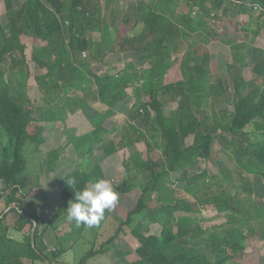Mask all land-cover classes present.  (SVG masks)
Segmentation results:
<instances>
[{
	"label": "trees",
	"instance_id": "trees-1",
	"mask_svg": "<svg viewBox=\"0 0 264 264\" xmlns=\"http://www.w3.org/2000/svg\"><path fill=\"white\" fill-rule=\"evenodd\" d=\"M2 1L6 23L0 19V130L10 137L11 154L4 149L0 160V198L5 200L6 207L16 203L17 208L0 219V264H35L46 260L63 264L57 261L66 249H49L43 241L46 230L67 222L79 237L86 227L66 218L65 209L73 197L66 180L76 178L80 188L97 178L108 179L100 163L90 169L77 165L55 180L61 202L42 229L37 213L25 205L19 174L27 165L25 145L39 148L45 142L44 123L65 120L67 111L85 108L87 98L92 96L107 106L90 121L95 143L102 145L103 152L110 156L141 140L145 148L130 153V167L148 173L149 178L137 184L126 180L113 184L119 200L114 209L105 212L104 219L119 217L121 213L119 226L99 248L91 247L75 264H86L90 258L105 253L110 244L117 246L127 264H259L258 259L264 264L257 244L248 254L242 244L244 240H256L258 229L261 231L257 239L264 240V203L253 196L249 183L252 175L264 179V48H258L250 62L253 76L247 80L243 75L248 65L246 56L252 48L247 37L250 32L256 36L264 28L259 16L255 18L257 29L241 28L236 22L231 36L228 26L220 24L231 11L227 7L229 0H158L165 5L163 12L155 10L148 0H127L134 1L132 12L123 14L118 22L111 12L110 23L116 31V45L122 52H134L136 62L130 60L112 73L116 69L104 60L105 54L97 53V45L89 35V31L101 33L103 26L109 25L105 12L111 0ZM252 1L260 6V17H264V0ZM208 17L213 19L210 24ZM140 23L141 30L129 35ZM24 36L36 39L31 52L33 65L27 59ZM214 39L230 49L231 60L226 63L229 81L221 76L211 78L219 71L208 47ZM84 52L89 54L88 58L87 54L82 56ZM173 52L181 54V78L164 83V73L171 66L168 56ZM145 64L150 67L144 68ZM4 65L12 76H20V93L12 90V78H6ZM30 76L48 95L46 104L53 102V106L42 108L33 104L23 82ZM129 88H133L136 99L127 117L134 122L136 137L106 141L116 127L108 128L105 120L114 114L118 103L128 98ZM77 92L82 96H72ZM222 97L227 102L235 101L233 111L217 110L214 106L209 111L210 105H203L205 99ZM166 105L170 106L169 114L165 112ZM33 110L39 112L38 117ZM248 126L252 129L247 130ZM225 134L230 135L229 140ZM218 136L240 151L235 174L241 182H231L235 187L232 193L227 185L215 180L216 175L210 176L207 168L199 169L200 162L211 157ZM92 149L89 148L88 155ZM59 157V151L53 148L45 159L55 165ZM130 167L126 164V169ZM222 174L229 179V175ZM173 175L192 200L178 195ZM138 185L140 191L130 201L126 196ZM238 187L247 193L248 199L240 198L242 191ZM200 206L213 207L223 214L225 224L203 228L196 216ZM139 214L159 230L147 233L146 225L140 221L131 228V236L140 241L142 249V254L136 255L125 239V227ZM32 219L37 221L35 246L31 242ZM12 232L20 233L21 239L16 240ZM198 242H204L203 251L194 245ZM172 244H178L179 250L168 253ZM131 254L135 255L130 257Z\"/></svg>",
	"mask_w": 264,
	"mask_h": 264
},
{
	"label": "rangeland",
	"instance_id": "rangeland-1",
	"mask_svg": "<svg viewBox=\"0 0 264 264\" xmlns=\"http://www.w3.org/2000/svg\"><path fill=\"white\" fill-rule=\"evenodd\" d=\"M148 2L154 7L155 10L159 12H163L165 10V5L161 4L158 0H148ZM133 6L134 1L128 3L127 0H111L110 7L105 12L107 13V22L109 25H104L101 33L100 31H89L90 37L97 45L95 49L98 51L97 53L99 55L106 54V58L111 61L117 60V58L120 57L122 61L116 62L119 67L120 64L125 65L130 60L136 62V57L134 52H122L118 45H116V31L110 23V21H112V18L110 19V13L112 12L116 18L115 20L118 22L123 14L132 12ZM227 7L230 8L231 11H229L228 15L223 19L224 23H222L221 20L220 24H226L228 26L229 34L231 36L234 35L236 22L239 23L241 28L246 29H257L258 25H256L255 18L258 16V21L260 24L264 22V17H260V6L252 0H229ZM100 8L102 11L104 10L103 1L100 3ZM0 19L3 24L6 23L5 8L2 0H0ZM212 20L213 19L210 17L206 18V21L209 24ZM216 27L219 29V31H222V27H220V25ZM141 28L142 24L140 23L129 32V35L137 34ZM100 38L101 40L97 41ZM241 38L242 37H240V39ZM247 39H250L252 48L249 54L246 56L248 65L244 68L243 75L245 79L249 80L253 76L250 62L255 59L257 49L260 47L264 48V28H262L256 36L250 32ZM23 40L26 45L27 59L31 65H33V62H31V52L36 43V39H33L31 36H24ZM208 47L211 50V58H214L219 65L218 73L212 75L211 78L213 79L216 76H221L225 80L227 79L229 81V76L226 69V63L231 60V52L229 47L221 43L219 39L212 40ZM86 54V58H88L89 54ZM180 56L181 54H178L177 52H173L168 56L171 66L164 73V83L175 81L181 78L179 69ZM119 67L114 66L113 68L116 70H113L112 73H115L117 70L121 69ZM3 68L6 69V78H12V82L10 83L12 90L16 93H20L22 91V80H20V76H17V74L12 76L5 65ZM23 82L26 83V94L33 104L41 106L42 108H45L48 105H54L53 102L48 105L46 104L45 98H47L48 95L41 92L33 76L28 77ZM79 93L80 92H77L76 94L79 95ZM72 96L74 95L72 94ZM135 99L136 98L133 93V88H129L128 98L122 103L120 102L117 108H114V114L105 120V125L108 128L116 127L115 132L109 133L106 136V141L109 139L119 141L122 138H126V140H128V138L135 139L136 134L134 133V122L127 117V112L130 109L132 103H135ZM208 104L210 105L209 111L212 110V106H214V108L217 110L225 108L228 111H233L235 101L227 102L223 97L217 100H213L212 98L205 99L203 105L206 106ZM70 107L72 108V104ZM169 108V105L165 106V112L167 114H169ZM73 109L75 111L72 112H79L77 108ZM32 113L35 117L39 116V112L37 110H33ZM93 114L94 113L91 112L90 114H85L84 116L83 113L82 115L80 114V116L75 115V117H71L64 122L63 128H61L62 122H58L53 126H47V124H45L46 127H48V132L45 136V142L39 148H36L33 144H26L24 147V157L27 160V165L26 168L19 174L20 181L23 183L21 192L24 193L23 195L26 199L27 206L35 211V213L38 215H41V218L46 220V222L59 205L57 204L59 196L57 193V197L55 196V193L54 196L52 194V191L57 190V188L54 189L56 184L55 179L57 177H61L64 173L70 171L77 165H81L84 167V169H90L89 167L95 163L102 164L105 168L107 178L112 184H118L119 182L125 180L128 183L137 184L138 182H143L149 178L148 173H139L135 168L130 167L132 163L130 153H133V150H143L145 148L143 142L141 140L134 141L129 146V148L120 149L118 152L110 156L106 155L103 152L102 145L96 144L91 134L92 126L90 121ZM251 129L252 126L247 127V130ZM225 136L228 140L230 139L229 134H225ZM188 140H191V138H188ZM106 141L105 143H107ZM225 141L220 136L216 138L212 145L211 157L207 160H202L199 164V169L207 168L210 176L216 175L217 178L215 180L221 183L223 186L227 185L230 192L232 193L235 191V187L231 186V182L235 183L236 185H239L241 182L235 174V160L237 157H240V151ZM90 147L93 148L92 154L88 155V150ZM53 148L58 150L61 156L57 166L56 164L54 165V163L47 162L45 159L46 153ZM4 149L7 153L11 154V140L6 131L0 130V160L4 156ZM154 155L157 157L159 152H156ZM126 164L129 165V169H126ZM222 172L229 175V179L226 178ZM174 177L175 175H173L172 181H174ZM250 178L251 179L249 183L253 187V196H255V198H257L260 203H264V179L257 175H252ZM173 185L177 188V193L181 198H186L189 200L193 199V197L188 195L183 189L182 183L174 181ZM2 187L3 183H0V188ZM137 188L138 189H134L132 192L127 194L126 198L130 201H134L140 191L139 185ZM238 189L242 191L240 198L242 200L248 199L249 196L247 193L239 187ZM120 216H122L121 213H119V217L110 216L103 219L97 226L91 228L85 227L81 233V236L79 237H77L76 230L73 229V226L67 222L64 223V225H54L45 232V234L50 235L48 247L51 250H54L52 247L66 249L57 262H61L63 264H75L91 247L99 248L102 242L114 234L115 230L119 226L120 220L118 218H121ZM196 216L198 217L199 224L203 228L220 226L226 222V218L223 216V214H218L213 207L200 206V211L196 213ZM138 221L146 225L147 229L145 232L147 233H156L159 230V227L156 224H151L143 214H139L134 217L133 223L130 226L125 227L127 234L125 239L127 238L129 240V244H131L134 248L136 255L142 254L141 244L138 239L131 236L130 230ZM40 227L42 229L43 225ZM257 231L258 233L255 237L256 240L253 238L244 240L242 241V244L245 246V252L247 254L251 253L253 246L257 244V246H259L258 248H260L259 255H261L264 259V240L257 239L261 230L258 229ZM12 236L15 237V239L17 238L16 240L21 239L19 238L20 235L18 233H12ZM194 245L199 251H203L205 249L204 242H198ZM107 247L110 251V254L106 255L104 253L96 255L90 258L86 264H116L115 261L124 259V256L121 255L115 244H110ZM169 248L170 251L167 250V252L169 251L168 253H172L173 251L179 250V245L172 244ZM26 262V264H30V261ZM258 262L259 264L261 263L259 259ZM35 264L46 263L38 261Z\"/></svg>",
	"mask_w": 264,
	"mask_h": 264
},
{
	"label": "clouds",
	"instance_id": "clouds-1",
	"mask_svg": "<svg viewBox=\"0 0 264 264\" xmlns=\"http://www.w3.org/2000/svg\"><path fill=\"white\" fill-rule=\"evenodd\" d=\"M66 181L73 190V197L65 209L66 218L77 226L91 228L99 225L105 212L114 209L119 200V194L108 179L97 178L90 185L80 188L76 178Z\"/></svg>",
	"mask_w": 264,
	"mask_h": 264
},
{
	"label": "crops",
	"instance_id": "crops-1",
	"mask_svg": "<svg viewBox=\"0 0 264 264\" xmlns=\"http://www.w3.org/2000/svg\"><path fill=\"white\" fill-rule=\"evenodd\" d=\"M101 40V38L100 39H98L97 41H100ZM103 55V54H102ZM106 55V54H105ZM107 56V55H106ZM106 56H104V60L107 62V63H109L110 65H112V66H116V67H119L118 66V64H116V62H121L122 60L120 59V57L119 58H117V60H108L107 58H106ZM132 61V60H131ZM145 65H147V66H144L145 68H148V67H150V64H145ZM123 67V64H120V67L119 68H122ZM76 98H79V97H81L82 96V93L80 92L79 93V95L78 94H75L74 95ZM88 99V104H87V106L85 107V108H83V109H78L79 110V112L78 111H76V112H70V111H67V114L68 115H66V117H65V120H57V121H55V122H45L44 124H47V126L48 125H56V123H58V122H62L61 124H62V126H61V128H63L64 126V122L65 121H67L68 119H70L71 117H75V115L77 116V115H79L80 116V114L82 115V113H83V116L85 115V114H90L91 112H93L94 114H93V116H91V119L94 117V116H96V114H98V113H100V112H103V111H105L106 109H107V106L106 105H104V104H102L101 102H99L98 100H96L93 96L92 97H88L87 98ZM126 100V99H125ZM122 103V102H121ZM133 104V103H132ZM119 105V103L115 106V108H117V106ZM131 107V106H130ZM95 111H96V113H95ZM117 113V112H116ZM46 126V125H45ZM55 127H57V126H55ZM70 127V126H69ZM48 130V127H46V134H47V131ZM61 157V156H60ZM60 157H59V159L56 161V166H57V163H58V161L60 160ZM102 165V164H101ZM103 166V165H102ZM104 168V167H103ZM104 171H105V168H104ZM105 174H106V171H105ZM57 178H59V177H57ZM56 178V179H57ZM106 178H107V174H106ZM55 179V180H56ZM57 188V186H56V184H55V187H54V189H56ZM53 189V188H52ZM53 189V190H54ZM53 193V196H54V193H55V196L57 197V195L59 196V200H58V202H57V204H59L60 202H61V199H60V195H59V192H58V189L57 190H54V191H52ZM56 193H57V195H56ZM50 196V195H49ZM55 197V198H56ZM24 201H25V205H26V207L27 208H29L28 206H27V202H26V199H24ZM6 208V203H5V200L3 199V198H0V213L4 210ZM30 209V208H29ZM31 211H33L32 209H30ZM35 212V211H34ZM38 215V214H37ZM39 216V218H40V221H41V225H45V222H46V220H43L42 218H41V215H38ZM50 219V218H49ZM48 219V220H49ZM48 220H47V222H48ZM46 222V223H47ZM13 234H16V233H18V232H12ZM19 235H20V237L19 238H21V234L20 233H18ZM15 238V237H14ZM18 238V239H19ZM17 239V238H16ZM20 240V239H19ZM50 240V235L49 234H44V242H45V244H47L48 245V241ZM50 249V248H49ZM52 249H54V247H52ZM104 254V253H103ZM105 254L107 255V254H110V251H109V249L105 252ZM133 255H135V254H131L130 255V257L131 256H133ZM27 262H25V264H26ZM115 263L116 264H127V259H126V257H124V259L123 260H119V261H115ZM30 264H31V262H30Z\"/></svg>",
	"mask_w": 264,
	"mask_h": 264
},
{
	"label": "water",
	"instance_id": "water-1",
	"mask_svg": "<svg viewBox=\"0 0 264 264\" xmlns=\"http://www.w3.org/2000/svg\"><path fill=\"white\" fill-rule=\"evenodd\" d=\"M17 208L16 203H10L1 213H0V219L11 209ZM33 227L31 230V242L32 246H35V232H36V226H37V221L32 219ZM47 264H51L50 261L46 260Z\"/></svg>",
	"mask_w": 264,
	"mask_h": 264
},
{
	"label": "built area",
	"instance_id": "built-area-1",
	"mask_svg": "<svg viewBox=\"0 0 264 264\" xmlns=\"http://www.w3.org/2000/svg\"><path fill=\"white\" fill-rule=\"evenodd\" d=\"M82 56H86V52L82 53Z\"/></svg>",
	"mask_w": 264,
	"mask_h": 264
}]
</instances>
